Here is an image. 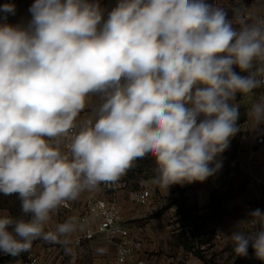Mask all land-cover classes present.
I'll return each instance as SVG.
<instances>
[{"label":"clouds","instance_id":"9594fccd","mask_svg":"<svg viewBox=\"0 0 264 264\" xmlns=\"http://www.w3.org/2000/svg\"><path fill=\"white\" fill-rule=\"evenodd\" d=\"M28 12L10 24L15 4L0 5V195L20 211L0 213V253L67 245L83 224L46 230L57 211L139 160L166 193L221 169L237 97L264 89V15L209 0H34ZM246 115L264 133V94ZM228 236L264 262V211Z\"/></svg>","mask_w":264,"mask_h":264},{"label":"rangeland","instance_id":"374dc122","mask_svg":"<svg viewBox=\"0 0 264 264\" xmlns=\"http://www.w3.org/2000/svg\"><path fill=\"white\" fill-rule=\"evenodd\" d=\"M225 3L221 6L228 9L231 16V10ZM246 99L241 97L237 101L241 108L246 109L256 102L253 94ZM239 141L238 138L236 154L241 150ZM234 159L222 161L221 169L204 182L175 185L174 190L171 186L166 202L156 207L155 202L150 205L152 209L139 220V224L145 220L164 218L168 232V237L162 239L166 241L165 248H154L149 253L153 257L151 264H165L160 261L161 257L168 259L167 264H264L255 258L251 247L247 257L236 256L232 250L233 244L228 235L235 229L236 223L246 219L250 210L259 208L264 211V171L256 167H241ZM152 168L153 162L149 159L139 160L129 173L136 180L152 178ZM199 184H204L201 198L194 191ZM139 188L140 185L135 184L134 189ZM154 193L155 200L160 192L156 190ZM183 201L190 211L184 212ZM4 211L20 216L19 200L15 195H0V213ZM220 234L223 236L220 237ZM152 240L159 242L160 239ZM39 241H34L30 251L19 256L0 253V264H10L27 257Z\"/></svg>","mask_w":264,"mask_h":264},{"label":"crops","instance_id":"0c3cea01","mask_svg":"<svg viewBox=\"0 0 264 264\" xmlns=\"http://www.w3.org/2000/svg\"><path fill=\"white\" fill-rule=\"evenodd\" d=\"M248 3L250 0H244ZM34 0H0V5L5 3H13L16 6V14L8 15L7 22L10 24H16L23 20L30 18L28 9ZM211 2L219 4L220 6L225 3V0H211ZM103 5V0H101ZM250 3V4H249ZM248 4L256 12L264 13V4L260 3L259 0H252ZM226 4V3H225ZM2 15V13H0ZM255 96V92L253 93ZM249 96H247V99ZM255 100L257 98L255 96ZM249 107H246V112ZM252 122L247 118V120L240 125L241 130L239 131V142L241 144V150H238L234 162L241 167L248 168H258V170L264 171V143L256 144L255 136L256 132L252 131ZM129 173V172H128ZM128 173L120 179L122 188L118 191H106L98 187V189L82 193L81 197L78 199V203L81 204L86 196H94L96 198H106L113 199L117 201L123 219L131 227L132 231L143 240V249L139 254L142 259H150L152 261L153 257L149 255L152 249L161 247L165 248L166 241L163 242L162 239L168 237V232L165 228L164 218L152 219L150 221L145 220L144 223L139 224V220L144 218L153 202H155L154 207L158 206L160 203L163 204L167 201L166 193L164 190L160 189L158 186L152 183L151 178H145L142 180H136L134 178L129 179ZM135 184H139L140 188H149L152 191V197L146 205L137 204L134 199L132 192ZM204 184H199L194 191L198 193L201 198L204 194ZM139 188V189H140ZM175 185H173V190ZM158 190L159 197L155 200L153 199L154 191ZM170 190V189H169ZM169 192V191H168ZM153 207V205H152ZM78 212H76L77 214ZM69 215L63 210L59 209L53 221L47 226L46 230H51L54 228L56 223L64 222ZM85 231L78 230L76 233L69 237V243L67 245L59 244L55 245L53 243H48L40 240L29 253V257H38L39 264H105L110 259L115 256V247L111 241H109L103 234H98L91 241H86L82 246H74L70 244L79 235H82ZM223 235L220 234V237ZM152 239H160L155 242ZM71 249V252L67 251ZM161 262L167 264L169 261L165 257L160 258ZM10 264H21L20 261H16Z\"/></svg>","mask_w":264,"mask_h":264},{"label":"built area","instance_id":"2783aa9c","mask_svg":"<svg viewBox=\"0 0 264 264\" xmlns=\"http://www.w3.org/2000/svg\"><path fill=\"white\" fill-rule=\"evenodd\" d=\"M225 2L230 10L243 3L251 14L264 15V13L256 12L244 0H225ZM262 94H264V89L255 90L257 101ZM255 143L258 145L264 143V133H256ZM99 187L106 191H118L122 188V184L119 180L115 184H101ZM132 195L137 204L145 205L151 199L152 191L149 188H140L133 190ZM61 209L69 217H76L85 228L84 233L70 241V244L82 246L84 242L93 240L96 235L103 234L115 247L114 258L108 260L105 264H151L150 259L140 258L139 254L143 249V240L124 221L117 201L86 196L81 204L76 200L69 202L68 207H62ZM76 212L78 213L76 214ZM21 264H39V258L36 256L29 257Z\"/></svg>","mask_w":264,"mask_h":264},{"label":"trees","instance_id":"16d2710c","mask_svg":"<svg viewBox=\"0 0 264 264\" xmlns=\"http://www.w3.org/2000/svg\"><path fill=\"white\" fill-rule=\"evenodd\" d=\"M259 1L262 4H264V0H259ZM115 2H116V0H103V5L106 6V7H111V6H113L115 4ZM209 2H211V0H209ZM240 98L241 97L238 96L237 97V101L240 100ZM240 113H241L240 119L237 121L238 125L243 124L247 120L246 110L244 108L240 109ZM238 138H239V132L231 139L229 148L225 152H223L221 154V156L219 157V159L221 161L230 162V161H232L235 158L236 151H237ZM128 177H129V179L134 178V176L131 173H128ZM183 210H184V212L190 211V210L187 209L186 204H185L184 201H183ZM150 218H154V217L151 216ZM27 258H28V256L23 258V259H18V261L22 262V261L26 260Z\"/></svg>","mask_w":264,"mask_h":264}]
</instances>
